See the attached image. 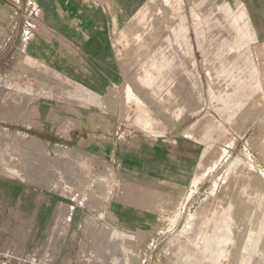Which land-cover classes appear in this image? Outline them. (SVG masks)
I'll return each instance as SVG.
<instances>
[{"label": "rangeland", "instance_id": "obj_1", "mask_svg": "<svg viewBox=\"0 0 264 264\" xmlns=\"http://www.w3.org/2000/svg\"><path fill=\"white\" fill-rule=\"evenodd\" d=\"M0 256L264 264V0H0Z\"/></svg>", "mask_w": 264, "mask_h": 264}, {"label": "crops", "instance_id": "obj_2", "mask_svg": "<svg viewBox=\"0 0 264 264\" xmlns=\"http://www.w3.org/2000/svg\"><path fill=\"white\" fill-rule=\"evenodd\" d=\"M2 264H16L15 261H13L12 259L6 257L4 260H3V263Z\"/></svg>", "mask_w": 264, "mask_h": 264}, {"label": "built area", "instance_id": "obj_3", "mask_svg": "<svg viewBox=\"0 0 264 264\" xmlns=\"http://www.w3.org/2000/svg\"><path fill=\"white\" fill-rule=\"evenodd\" d=\"M6 257H8V258H10V259H15V258H12L11 256H0V264H2L3 263V260L6 258Z\"/></svg>", "mask_w": 264, "mask_h": 264}, {"label": "bare ground", "instance_id": "obj_4", "mask_svg": "<svg viewBox=\"0 0 264 264\" xmlns=\"http://www.w3.org/2000/svg\"><path fill=\"white\" fill-rule=\"evenodd\" d=\"M71 157H72V156H71ZM69 165H70V164H69ZM77 166H78V165H77ZM104 227H105V226H104ZM107 227H108V226H107ZM102 229H103V228H102ZM107 231H108V229H107ZM104 232H105V231H104ZM107 233H108V232H107ZM99 234H100V231L98 232V236H99ZM103 234H104V233H103ZM103 234H102V235H103ZM104 236H105V235H104ZM104 236H103V237H104ZM99 238H100V237H99ZM105 239H106V238H105ZM238 240H239V239H238ZM110 242H111V241H110ZM95 243H96V242H95ZM102 243H103V242H102ZM104 243H105V242H104ZM108 243H109V242H108ZM109 244L112 245L113 243H112V244L109 243ZM112 247H113V246H112ZM105 250H106V249H105ZM105 259H106V258H105Z\"/></svg>", "mask_w": 264, "mask_h": 264}]
</instances>
